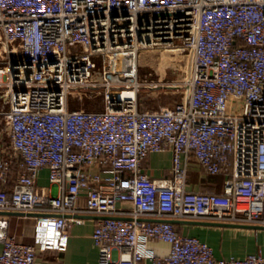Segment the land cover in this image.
<instances>
[{
	"label": "built area",
	"instance_id": "1",
	"mask_svg": "<svg viewBox=\"0 0 264 264\" xmlns=\"http://www.w3.org/2000/svg\"><path fill=\"white\" fill-rule=\"evenodd\" d=\"M0 32V210L37 213L32 243L0 214V264L66 248L84 213L100 216L97 264H264L260 252L218 257L169 220L264 226V0H0ZM175 41L191 54L185 97L140 109L137 65L118 56ZM101 86L102 109L69 106L72 90ZM166 148L171 175L143 171ZM192 156L224 174L222 191L187 188Z\"/></svg>",
	"mask_w": 264,
	"mask_h": 264
},
{
	"label": "crops",
	"instance_id": "2",
	"mask_svg": "<svg viewBox=\"0 0 264 264\" xmlns=\"http://www.w3.org/2000/svg\"><path fill=\"white\" fill-rule=\"evenodd\" d=\"M172 150L151 152L143 161L142 169L152 177L170 176L172 168ZM224 174L211 175L199 165L192 156L189 164L187 188L191 190H223ZM38 183L48 184V170L40 171ZM80 205L85 204V195L78 199ZM127 211L132 209L131 203H120ZM130 217L131 215H122ZM67 228L68 243L66 248H47L37 252L38 264H97L98 247L93 238V230L97 219L93 214L71 216ZM80 217L82 221H76ZM144 219L154 220L155 218ZM174 222L177 229L184 235H193L206 241L218 257L244 256L248 253L260 252L264 255V227L254 223L219 222L208 219H183ZM187 220V221H186ZM8 234L19 242H34L35 216L27 214H8ZM147 247L155 254L166 255L170 243L163 240H149ZM2 244L0 243V251ZM143 264H153L150 259H144Z\"/></svg>",
	"mask_w": 264,
	"mask_h": 264
},
{
	"label": "rangeland",
	"instance_id": "3",
	"mask_svg": "<svg viewBox=\"0 0 264 264\" xmlns=\"http://www.w3.org/2000/svg\"><path fill=\"white\" fill-rule=\"evenodd\" d=\"M175 42L177 43L167 48L161 46L143 49L139 51L137 58L130 54L118 56L127 62L132 58L134 65H137L138 81L141 84L137 92L140 109H158L161 106L173 105L185 97L187 86L184 81L189 72L191 54L187 49H178L179 41ZM8 48L9 45L0 32V61L7 59ZM69 106L102 109L103 87L72 90ZM3 142L8 144L7 135L4 136Z\"/></svg>",
	"mask_w": 264,
	"mask_h": 264
},
{
	"label": "water",
	"instance_id": "4",
	"mask_svg": "<svg viewBox=\"0 0 264 264\" xmlns=\"http://www.w3.org/2000/svg\"><path fill=\"white\" fill-rule=\"evenodd\" d=\"M0 214H6V215H8V214H27V215H32V216L37 215L36 212H28V213H25V212H18V211H1V210H0ZM169 220L171 222H173V223L174 222H179V221H185L183 219H176V218H172V219H169Z\"/></svg>",
	"mask_w": 264,
	"mask_h": 264
},
{
	"label": "bare ground",
	"instance_id": "5",
	"mask_svg": "<svg viewBox=\"0 0 264 264\" xmlns=\"http://www.w3.org/2000/svg\"><path fill=\"white\" fill-rule=\"evenodd\" d=\"M124 94V93H123Z\"/></svg>",
	"mask_w": 264,
	"mask_h": 264
}]
</instances>
